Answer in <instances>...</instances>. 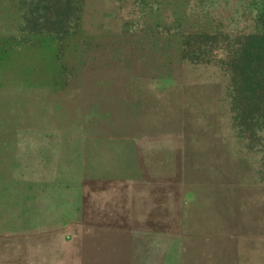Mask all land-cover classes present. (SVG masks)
I'll use <instances>...</instances> for the list:
<instances>
[{"label":"rangeland","instance_id":"1","mask_svg":"<svg viewBox=\"0 0 264 264\" xmlns=\"http://www.w3.org/2000/svg\"><path fill=\"white\" fill-rule=\"evenodd\" d=\"M73 4L0 0V264H264V125L217 51L264 0Z\"/></svg>","mask_w":264,"mask_h":264},{"label":"trees","instance_id":"2","mask_svg":"<svg viewBox=\"0 0 264 264\" xmlns=\"http://www.w3.org/2000/svg\"><path fill=\"white\" fill-rule=\"evenodd\" d=\"M70 1L73 4L78 0ZM72 8L78 7L73 4ZM75 13L73 10L72 14ZM254 22L259 26L258 29L253 33L241 35L235 49L227 45L224 49L217 48L221 58L219 63L227 78L230 107L235 111L236 118L245 124V128L252 135L258 131L255 127L257 124L264 125V5L257 11ZM75 26V21L71 17V21L67 22L64 29L59 27L58 23L48 35L55 43H61L66 30H72ZM215 36L224 43L232 41L225 33H216ZM204 47L208 52L213 51L211 45L203 44L197 46L195 52L204 53ZM261 140L264 141V133ZM262 149L264 150V147Z\"/></svg>","mask_w":264,"mask_h":264}]
</instances>
